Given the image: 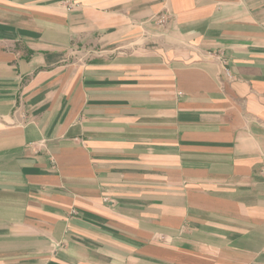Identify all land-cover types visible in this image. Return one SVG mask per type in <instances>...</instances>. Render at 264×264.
Instances as JSON below:
<instances>
[{
  "label": "crops",
  "instance_id": "obj_1",
  "mask_svg": "<svg viewBox=\"0 0 264 264\" xmlns=\"http://www.w3.org/2000/svg\"><path fill=\"white\" fill-rule=\"evenodd\" d=\"M0 264H264V0H0Z\"/></svg>",
  "mask_w": 264,
  "mask_h": 264
},
{
  "label": "built area",
  "instance_id": "obj_2",
  "mask_svg": "<svg viewBox=\"0 0 264 264\" xmlns=\"http://www.w3.org/2000/svg\"><path fill=\"white\" fill-rule=\"evenodd\" d=\"M69 9H70V6H69Z\"/></svg>",
  "mask_w": 264,
  "mask_h": 264
}]
</instances>
